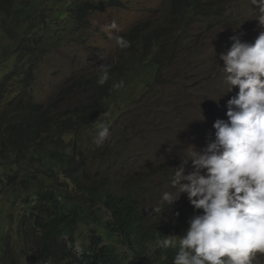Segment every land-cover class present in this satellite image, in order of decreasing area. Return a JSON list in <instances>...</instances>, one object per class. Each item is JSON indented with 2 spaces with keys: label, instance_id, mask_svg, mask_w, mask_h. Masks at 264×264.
Here are the masks:
<instances>
[{
  "label": "trees",
  "instance_id": "16d2710c",
  "mask_svg": "<svg viewBox=\"0 0 264 264\" xmlns=\"http://www.w3.org/2000/svg\"><path fill=\"white\" fill-rule=\"evenodd\" d=\"M220 2L168 0L163 23L138 22L121 35L131 46L119 49L105 85H97L98 75L81 76L42 103L32 87L34 69L46 55L43 43L73 38L94 12L123 3L0 0V40L16 35V44L6 48L14 49L13 69L0 80V264H138L136 248L147 239L139 192H113L110 180L91 170L104 159L102 149L84 140L98 130L93 123L124 88L113 84H128L144 71L148 81L158 78L164 53L176 56L172 48L182 40L174 38L183 32L180 26L209 19L222 9H216ZM75 243L77 257L71 251ZM119 246L127 248L126 254ZM152 253L165 264L158 250Z\"/></svg>",
  "mask_w": 264,
  "mask_h": 264
},
{
  "label": "rangeland",
  "instance_id": "374dc122",
  "mask_svg": "<svg viewBox=\"0 0 264 264\" xmlns=\"http://www.w3.org/2000/svg\"><path fill=\"white\" fill-rule=\"evenodd\" d=\"M120 1L121 8L94 12L81 34L58 40L56 44L43 43L46 55L34 69L32 87L37 101L45 103L53 99L74 78L98 75L100 64L109 65L116 60L119 48L101 31L103 25L115 21L122 35L138 22L150 20L154 25L167 18L168 0ZM219 7L222 9L209 19L200 18L191 27L180 26L183 32H176L174 38L182 40L172 48L176 56L169 59L164 53L166 61L158 78L148 81L145 71L141 72L140 80L132 77L110 100L108 113L96 122L110 126V138L103 146L98 147L94 142L97 130L87 134L84 140L88 147L102 149V162L89 164L93 172L110 180L113 192L120 193L124 188L139 192L137 197L145 215L147 237L155 229H165L168 235L184 234L174 214L181 206V196L171 210L170 206L165 207V215L159 222L150 216L151 207L158 204L165 191L171 190L173 168L179 166L185 149L194 146L202 151L215 138L214 122L227 120V100L236 95L238 88L227 93L219 56L231 47L230 37L239 36L242 42L253 43L264 31L251 0H221L216 9ZM15 39L14 34L0 40V80L13 69L14 49L10 53L6 48L8 44L15 45ZM153 57L154 54L147 57V62L153 61ZM191 170L189 165L185 172ZM144 242L136 248V263L158 264L152 256L157 244ZM79 247L75 243L73 252L79 251ZM119 249L126 254L125 246ZM127 256L133 257L131 252Z\"/></svg>",
  "mask_w": 264,
  "mask_h": 264
},
{
  "label": "clouds",
  "instance_id": "9594fccd",
  "mask_svg": "<svg viewBox=\"0 0 264 264\" xmlns=\"http://www.w3.org/2000/svg\"><path fill=\"white\" fill-rule=\"evenodd\" d=\"M251 3L264 26V0ZM101 31L119 49L131 46L115 21ZM230 40L231 47L219 56L227 93L238 88L227 100V120L214 122L215 138L202 151L194 146L185 149L179 166L173 168L171 190L151 207L150 216L159 222L165 207L171 210L182 198L174 210L182 236L155 229L149 239L146 233L145 241L157 244L155 250L165 264H264V31L253 43L235 35ZM111 67L98 66V86L110 80ZM123 87V80L113 84L115 89ZM93 124L98 129L94 142L103 146L110 126ZM189 165L192 170L185 172ZM71 251L80 254V249ZM153 260L157 262L154 256Z\"/></svg>",
  "mask_w": 264,
  "mask_h": 264
}]
</instances>
